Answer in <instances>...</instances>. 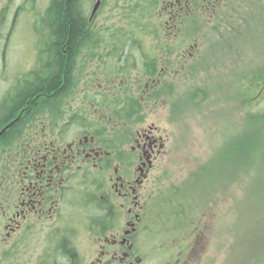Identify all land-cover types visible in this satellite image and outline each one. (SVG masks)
I'll return each instance as SVG.
<instances>
[{
	"label": "flooded vegetation",
	"instance_id": "af4514ba",
	"mask_svg": "<svg viewBox=\"0 0 264 264\" xmlns=\"http://www.w3.org/2000/svg\"><path fill=\"white\" fill-rule=\"evenodd\" d=\"M256 1L259 6L241 15L253 14L252 20L263 24L264 0ZM224 3L165 0L164 28L167 39L174 40L173 49L189 44L188 31L200 30V14H211L213 20L226 13ZM234 7L228 10L238 16ZM43 41L37 43L33 67L18 73L8 89V104H3L8 114L0 107V252L8 249V262L2 264H203L205 253L212 248L206 246L203 218L196 221L194 213L206 207L208 195L218 190L214 184L221 171L233 173L236 166L199 168L187 180L176 182L165 197L150 187L154 186V163L163 153L165 141L156 126H141L140 109L146 99L155 98L163 73L177 74L178 69L171 70L173 63L166 60L158 78L153 79L154 70L146 68L141 50L128 47L120 56L109 57L110 66L135 70L139 56L143 69L138 73V87L127 90L128 81L121 79V88H117L121 75L109 68L106 88L100 85L103 91L95 92L93 85L98 80L94 81L91 68L99 58L93 59V45L88 41L74 54L63 98L53 95L51 102L42 99L35 107L27 102L13 114L9 101L44 65L47 45ZM105 44L101 51L107 58ZM184 49L170 47L167 58ZM258 53H252L240 70L238 97L246 103L250 126L254 120L264 119V109H252H259L264 101V65H260L264 64V47ZM257 58L253 68H247ZM82 65L86 68L81 71ZM83 74L86 86L76 88ZM63 81L66 83L65 76ZM82 95L88 106L63 109L69 96L76 105ZM251 138L244 139L249 143L241 159H249ZM194 194L199 198H192Z\"/></svg>",
	"mask_w": 264,
	"mask_h": 264
},
{
	"label": "rangeland",
	"instance_id": "374dc122",
	"mask_svg": "<svg viewBox=\"0 0 264 264\" xmlns=\"http://www.w3.org/2000/svg\"><path fill=\"white\" fill-rule=\"evenodd\" d=\"M84 1L82 9L90 17L98 0ZM130 1L101 0L103 6L95 20L105 30L103 33L109 32L107 28L111 24H119L122 13L126 12L122 8ZM224 1L226 13L217 14L216 19L211 20V14L207 13L199 15L203 22L199 25L200 30L189 44L186 43L182 53L175 52L177 54L174 53L171 58H167L168 53L165 54V59L173 63L171 70L179 68L178 73H163L153 94L155 98L146 99L141 105V126H156L158 134L165 141L163 153L154 163V186L150 187L154 188L156 195L164 194L165 197L171 193V187L176 182L187 180L199 168L236 166L233 173H230V169L226 173L221 171L214 184L218 185V190L208 195L204 202L206 207L194 213L196 221L203 218L202 228L207 233L208 242L206 246L212 248L205 253L203 264L207 260H210L209 264H264V119L254 120L250 126L245 114L246 103L238 97L242 86L240 70L252 53V56L259 55V50L264 47V12L260 17L263 24H257L252 20L253 14H241L250 13L248 9L259 6L260 1ZM51 2L0 0V107L5 104L15 76L33 67L37 43L46 39L48 33L42 29L41 21ZM228 7H234L238 16H232V9L228 10ZM156 21L160 25L163 22L158 17ZM258 35L260 39L257 40ZM144 40L146 44L156 43L153 38ZM172 40L167 39V44H170L168 51L170 47L180 50L173 49ZM137 59L135 70L132 68L127 76L118 78L117 88H121V79L128 81L125 84L127 90L138 87L143 60L139 56ZM257 60L249 63L247 68H253ZM84 65L81 71L86 68ZM92 65L91 70L95 72L93 79L98 80L93 85L94 91L101 92L103 89L99 86L106 88L105 75L111 63L104 67L105 64L95 60ZM164 66L165 63L161 62L157 66V74L151 78H158ZM148 78L142 79L143 86ZM85 86L83 74L76 88ZM81 99L76 100L78 104L75 105V99L72 101L69 96L64 101L66 107L63 109L66 111L71 105L72 110L76 111L79 104L88 106L83 103L84 95ZM252 109L254 112L264 109V101L259 109ZM103 129L107 131V128ZM251 135L253 148L249 159H241L249 143L244 139ZM113 136H118L117 129H114ZM206 193L204 191V199L207 198ZM192 198L199 197L194 194ZM6 262L8 249L0 252V264Z\"/></svg>",
	"mask_w": 264,
	"mask_h": 264
},
{
	"label": "trees",
	"instance_id": "16d2710c",
	"mask_svg": "<svg viewBox=\"0 0 264 264\" xmlns=\"http://www.w3.org/2000/svg\"><path fill=\"white\" fill-rule=\"evenodd\" d=\"M82 2L81 0H52L41 21L42 29L48 32L43 41L47 45L44 65L38 76L32 74L31 82L9 101L13 103L10 109L13 114L24 107L27 102L30 103V107H35L42 99L45 103L51 102L53 95L57 97L61 94L60 97L63 98L65 96L63 92L69 86L74 54L88 41L93 45V59L99 58V62L105 65L110 64L109 57L120 56L122 50L128 47H138L141 50L146 68L154 70V72L151 71V77L155 76L157 66L161 62L165 63V54L169 53L162 9L165 0L130 1L126 7L122 8L126 12L122 13L123 17L119 24H111L107 28L109 30L107 34L103 33L105 30L96 24L95 17L89 21L90 17L82 9ZM157 17L163 21L161 22L162 28L160 22L156 21ZM197 31H188V43L193 40ZM147 37L153 38L156 43L146 44L144 39ZM158 40H163V42H158ZM102 43H106L109 49L107 58H104V52H101V48H104ZM185 46L178 47L184 49ZM109 68L117 75L127 76L131 71L127 68L119 69L116 65ZM63 73L66 75V83L63 81ZM5 103L8 104V95ZM4 113L8 114V110L3 111Z\"/></svg>",
	"mask_w": 264,
	"mask_h": 264
},
{
	"label": "water",
	"instance_id": "95a60500",
	"mask_svg": "<svg viewBox=\"0 0 264 264\" xmlns=\"http://www.w3.org/2000/svg\"><path fill=\"white\" fill-rule=\"evenodd\" d=\"M100 6H101V1L99 0L94 6L92 17L96 15V13H97L98 9L100 8Z\"/></svg>",
	"mask_w": 264,
	"mask_h": 264
},
{
	"label": "bare ground",
	"instance_id": "6f19581e",
	"mask_svg": "<svg viewBox=\"0 0 264 264\" xmlns=\"http://www.w3.org/2000/svg\"><path fill=\"white\" fill-rule=\"evenodd\" d=\"M85 2L86 1H83L82 3H81V5H84L85 4ZM45 15V14H44ZM89 21H90V19H89ZM43 26H44V24H43ZM63 77L65 76L66 77V75H64V73H63V75H62ZM1 109H4L5 110V108L4 107H2ZM5 133V131L2 133V134H4Z\"/></svg>",
	"mask_w": 264,
	"mask_h": 264
}]
</instances>
